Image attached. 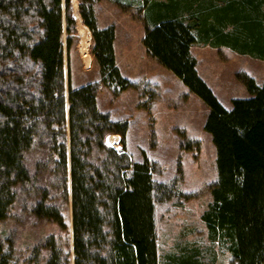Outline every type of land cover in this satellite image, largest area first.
I'll return each mask as SVG.
<instances>
[{
	"label": "trees",
	"instance_id": "obj_1",
	"mask_svg": "<svg viewBox=\"0 0 264 264\" xmlns=\"http://www.w3.org/2000/svg\"><path fill=\"white\" fill-rule=\"evenodd\" d=\"M78 1L99 76L74 87L71 0H0V225L16 208L56 225L31 249L35 264H212L195 245L159 255L156 205L178 193L153 179L156 162L131 159L126 122L98 110L101 87L117 98L137 86L117 67L114 26L98 28L100 0ZM109 1L137 10L147 55L209 109L204 130L217 173L201 215L209 243L232 264H264V82L238 75L250 97L226 110L190 51L225 47L264 61V0ZM110 135L120 151L107 144ZM9 258L0 251V264Z\"/></svg>",
	"mask_w": 264,
	"mask_h": 264
},
{
	"label": "rangeland",
	"instance_id": "obj_2",
	"mask_svg": "<svg viewBox=\"0 0 264 264\" xmlns=\"http://www.w3.org/2000/svg\"><path fill=\"white\" fill-rule=\"evenodd\" d=\"M71 8L73 15L72 0ZM94 14L98 28L114 26L117 67L124 78L137 86L117 98L101 87L97 108L113 121L126 122L124 141L131 159L140 162L145 155L156 162L158 170L153 179L173 184L178 193L168 202L156 205L159 255L195 245L212 264H232L227 251L209 243L201 220L211 201L209 188L217 177L215 148L204 130L207 105L170 70L147 55L142 44L144 26L136 9L124 12L109 0H100L94 6ZM88 43L90 54L91 37ZM190 51L200 78L226 110L231 109V100L250 97L238 75H248L257 84L264 82V61L225 47L193 46ZM98 76L91 57L85 65L79 50L78 56L72 55V86L95 82ZM114 148L121 150L120 145ZM12 213L0 225V251L9 255V264H35L31 249L46 235L57 233V227L29 214L22 215L18 208ZM38 264H44L43 260Z\"/></svg>",
	"mask_w": 264,
	"mask_h": 264
},
{
	"label": "bare ground",
	"instance_id": "obj_3",
	"mask_svg": "<svg viewBox=\"0 0 264 264\" xmlns=\"http://www.w3.org/2000/svg\"><path fill=\"white\" fill-rule=\"evenodd\" d=\"M72 7H73V15L76 21V30L77 35L79 37V53L82 62L87 65L90 62V56H89V43H88V30L87 28L82 24L81 17L78 12V3L76 0H72ZM118 137L115 135H110L106 138V142L108 145L112 147H117L118 145Z\"/></svg>",
	"mask_w": 264,
	"mask_h": 264
},
{
	"label": "crops",
	"instance_id": "obj_4",
	"mask_svg": "<svg viewBox=\"0 0 264 264\" xmlns=\"http://www.w3.org/2000/svg\"><path fill=\"white\" fill-rule=\"evenodd\" d=\"M196 63H197V61H196Z\"/></svg>",
	"mask_w": 264,
	"mask_h": 264
}]
</instances>
